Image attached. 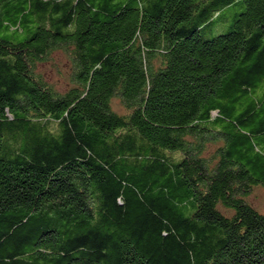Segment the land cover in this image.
I'll return each instance as SVG.
<instances>
[{
    "label": "trees",
    "instance_id": "trees-1",
    "mask_svg": "<svg viewBox=\"0 0 264 264\" xmlns=\"http://www.w3.org/2000/svg\"><path fill=\"white\" fill-rule=\"evenodd\" d=\"M254 187L264 0H0V264H264Z\"/></svg>",
    "mask_w": 264,
    "mask_h": 264
},
{
    "label": "rangeland",
    "instance_id": "rangeland-1",
    "mask_svg": "<svg viewBox=\"0 0 264 264\" xmlns=\"http://www.w3.org/2000/svg\"><path fill=\"white\" fill-rule=\"evenodd\" d=\"M39 71L56 89L63 91L68 86L69 64L62 54L54 53L50 60L39 66ZM113 105L115 109L122 111L117 101H114ZM246 201L256 210L264 213V189L262 187H254L251 194L246 197Z\"/></svg>",
    "mask_w": 264,
    "mask_h": 264
}]
</instances>
